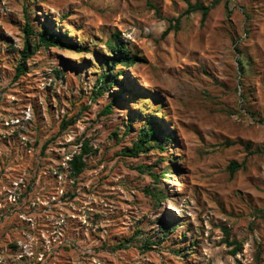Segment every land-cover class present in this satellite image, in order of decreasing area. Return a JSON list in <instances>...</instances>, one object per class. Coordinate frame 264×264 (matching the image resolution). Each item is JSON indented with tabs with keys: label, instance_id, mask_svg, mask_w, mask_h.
<instances>
[{
	"label": "rangeland",
	"instance_id": "1",
	"mask_svg": "<svg viewBox=\"0 0 264 264\" xmlns=\"http://www.w3.org/2000/svg\"><path fill=\"white\" fill-rule=\"evenodd\" d=\"M190 1L204 23L185 0H0V264H264V0ZM26 17L87 50L41 45L15 77ZM115 31L143 60L105 85ZM149 115L176 139L124 155Z\"/></svg>",
	"mask_w": 264,
	"mask_h": 264
},
{
	"label": "trees",
	"instance_id": "2",
	"mask_svg": "<svg viewBox=\"0 0 264 264\" xmlns=\"http://www.w3.org/2000/svg\"><path fill=\"white\" fill-rule=\"evenodd\" d=\"M188 4V7L185 11L186 14L191 12L200 11L202 14V23L207 19V16L212 9V5H205L201 2L192 3L190 0H185ZM152 5V4H150ZM179 19L177 24L174 26L175 29H179ZM170 27H168L164 32L163 36L168 34ZM24 35L25 42L23 49L21 51L22 61L17 64V74L15 77L26 72L25 62L38 48L43 45L45 47L51 46H67L71 48H77L79 51L87 50L85 46H79L73 39L64 32H49L48 28H43L39 32H35L30 20L26 17V23L24 26ZM35 35L38 38L36 43L31 42V36ZM105 45L107 47V54H104V64L107 67V70L100 75L99 81L103 82L105 85H112L113 81L117 77V74L114 72L116 63H121V65H134L137 61L143 60L139 58L137 54H133L128 43L122 38L119 31L113 32L110 37L106 40ZM240 73L244 74L246 70V63L240 60ZM249 63V62H247ZM122 72L121 68L119 69ZM115 73V74H114ZM105 90V87L99 88L98 93H102ZM111 103L107 106V110L112 109ZM74 120L71 119L69 122L65 121L64 126L67 124L73 123ZM176 138L174 132H166L162 125L153 118L152 115L147 116L146 124L139 129V134L136 140L134 141L132 147H126L123 150V154L126 156H138L140 153L148 152L152 149H158L161 151L165 150V145L167 142L174 141ZM250 147V144H247ZM92 151L89 141L85 140L82 146L81 152L74 155L73 159L70 160V171L73 176H78L86 168V159L85 156ZM253 152L264 153V146L261 148H256ZM242 164H239L237 161L233 160L228 166V169L233 175ZM157 177V176H156ZM225 238L224 242L229 247H233L230 251L232 254H236L242 249V242L237 239H232L230 237V231L228 228L224 227ZM125 244L121 243L117 247L121 248Z\"/></svg>",
	"mask_w": 264,
	"mask_h": 264
}]
</instances>
